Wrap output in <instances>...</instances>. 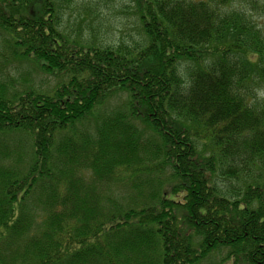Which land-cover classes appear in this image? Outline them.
Segmentation results:
<instances>
[{
	"label": "trees",
	"instance_id": "obj_1",
	"mask_svg": "<svg viewBox=\"0 0 264 264\" xmlns=\"http://www.w3.org/2000/svg\"><path fill=\"white\" fill-rule=\"evenodd\" d=\"M73 1L0 0V264H264V0H133L130 45Z\"/></svg>",
	"mask_w": 264,
	"mask_h": 264
},
{
	"label": "rangeland",
	"instance_id": "obj_2",
	"mask_svg": "<svg viewBox=\"0 0 264 264\" xmlns=\"http://www.w3.org/2000/svg\"><path fill=\"white\" fill-rule=\"evenodd\" d=\"M241 6H244V0H236L235 7ZM134 8L133 0H74L70 5L63 6L62 23L66 31L73 35L107 44L130 45L140 37ZM30 67L29 64H12L9 70L12 84L18 87L31 84L42 89L53 84L51 77ZM259 95H264V91Z\"/></svg>",
	"mask_w": 264,
	"mask_h": 264
}]
</instances>
